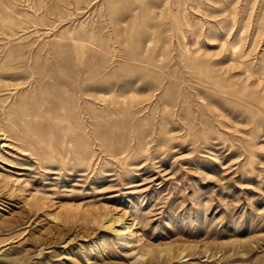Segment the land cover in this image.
<instances>
[{"label": "rangeland", "instance_id": "1", "mask_svg": "<svg viewBox=\"0 0 264 264\" xmlns=\"http://www.w3.org/2000/svg\"><path fill=\"white\" fill-rule=\"evenodd\" d=\"M0 131V264H264V0H0Z\"/></svg>", "mask_w": 264, "mask_h": 264}, {"label": "bare ground", "instance_id": "2", "mask_svg": "<svg viewBox=\"0 0 264 264\" xmlns=\"http://www.w3.org/2000/svg\"><path fill=\"white\" fill-rule=\"evenodd\" d=\"M0 133H1V131H0ZM33 207V206H32ZM107 222V221H106ZM120 222V220L119 219H114V220H111L110 221V224H109V226H108V228H112V227H116L115 225H117L118 223ZM121 230V229H120ZM123 230V229H122ZM125 230V229H124ZM126 231V230H125ZM124 232V231H123ZM124 234V233H123ZM123 238H124V236H123ZM124 240V239H123Z\"/></svg>", "mask_w": 264, "mask_h": 264}]
</instances>
